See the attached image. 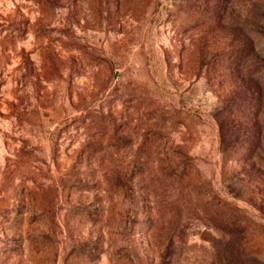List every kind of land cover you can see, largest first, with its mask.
Masks as SVG:
<instances>
[{
	"label": "rangeland",
	"instance_id": "374dc122",
	"mask_svg": "<svg viewBox=\"0 0 264 264\" xmlns=\"http://www.w3.org/2000/svg\"><path fill=\"white\" fill-rule=\"evenodd\" d=\"M0 264H264V0H0Z\"/></svg>",
	"mask_w": 264,
	"mask_h": 264
}]
</instances>
